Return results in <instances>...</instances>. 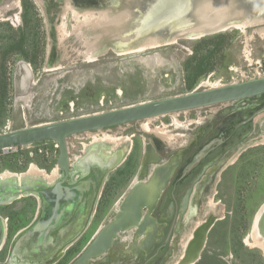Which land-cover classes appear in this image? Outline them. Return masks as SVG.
I'll return each instance as SVG.
<instances>
[{
    "label": "rangeland",
    "instance_id": "1",
    "mask_svg": "<svg viewBox=\"0 0 264 264\" xmlns=\"http://www.w3.org/2000/svg\"><path fill=\"white\" fill-rule=\"evenodd\" d=\"M27 1V11L25 1L22 6L5 2L0 10V59L25 39L24 52L18 50L7 55L9 90L6 94L0 91V133L190 92L185 65L193 56L196 43L203 38L192 40L182 37L176 42L133 53H119L112 47L106 50L107 53L89 60L88 42H93V37L85 32L82 35L76 27L88 11L96 13L95 16L105 11L111 15L119 14L120 10L123 11L121 0ZM77 12L81 13L78 15ZM263 28L264 24L249 25L215 34L226 35L224 47L215 53L212 71L199 78L193 91L264 76V36L259 33ZM2 95L4 99H1ZM221 108L223 105H216L155 118L150 123L141 121L70 137L68 145L72 161H76L81 151L90 149L89 145L95 141L118 136L127 128L139 130L143 125H150L152 129L163 128L168 133L175 130L184 134L191 127L190 122L202 123L211 111ZM55 144L48 141L19 148L18 152L1 154L0 175L5 172L23 175L32 165L52 175L60 155ZM118 146L111 144L114 149ZM260 159L258 161L263 165L255 170L259 179L230 181L218 187L220 194L215 203L226 207L229 212H238L231 214V218L215 232V236L220 234L221 228L226 232L225 247L217 244L216 240L209 245V250H221L219 253L223 259H218L221 261L219 264H264V250L254 244L252 236L256 216L264 205V159ZM133 175L132 171L113 202L128 190ZM24 201L16 202L15 206L24 205ZM212 201L213 198L209 200ZM2 210L5 211L4 208ZM108 214L105 211L99 218L98 228L109 217ZM219 216L223 217L224 212L221 211ZM234 243L238 245V253L237 256L233 253V257Z\"/></svg>",
    "mask_w": 264,
    "mask_h": 264
},
{
    "label": "flooded vegetation",
    "instance_id": "2",
    "mask_svg": "<svg viewBox=\"0 0 264 264\" xmlns=\"http://www.w3.org/2000/svg\"><path fill=\"white\" fill-rule=\"evenodd\" d=\"M15 1L0 0V10L5 2L16 5ZM18 1L22 6L26 0ZM222 105L223 108L211 111L204 117V122H190L191 127L184 134L169 131L172 140L146 130L143 125L139 130L131 127L115 136L123 140L119 144L121 146L116 144L118 148L114 149L109 145L112 143L108 142L95 141L89 145L92 157L104 164L117 162L116 168L103 171L95 165L85 174L71 173L67 177L59 170L60 179H65L63 186L89 182V190L77 205L68 207V221L50 234L48 246L41 254L45 256V261L26 259L22 264H74L95 239L101 228L97 226L102 214L105 211L109 213L103 224L112 220L131 189L138 184L147 189L155 185L157 190L156 200L150 197L149 204L143 209L146 214L149 205L156 201L152 215L157 223L151 228L152 238L138 236L137 232L120 236L111 254L92 260L90 264H179L185 258L197 230L211 218L215 219V223L207 234L196 264H219L221 261L218 259H223L219 253L221 250H209V245L216 240L217 244L225 247L226 232L222 228L219 235L215 236V232L231 218V214L238 212H229L226 207L215 203L220 194L218 187L230 181L259 179L255 170L263 165L258 159H264V150L258 151L264 148V141H261L264 138V112H259L264 107V95ZM81 153L76 161H72L70 153L72 165L87 155V149ZM144 161L147 162V172L141 175ZM113 171L117 173L111 174ZM132 171L134 175L128 190L121 194L117 202H113ZM211 198L213 201L209 202ZM23 199L24 205L15 206ZM43 211L44 197L36 192L10 205L0 206V217L6 227L5 242L0 249V264H8L10 260L11 264H21L20 260L15 263L12 251L23 234L39 221ZM221 211L224 212L223 217L219 216ZM145 239L151 241L152 245L150 243L143 247ZM239 241L241 244V239ZM133 245L135 250H130ZM237 247V243H234L231 250L233 257L234 254L237 256Z\"/></svg>",
    "mask_w": 264,
    "mask_h": 264
},
{
    "label": "water",
    "instance_id": "3",
    "mask_svg": "<svg viewBox=\"0 0 264 264\" xmlns=\"http://www.w3.org/2000/svg\"><path fill=\"white\" fill-rule=\"evenodd\" d=\"M59 2L63 0H58ZM116 1V0H115ZM207 0H121L122 12L131 13L123 31L103 41L100 51L96 55L105 53L108 48H118L121 41L123 47L134 46L139 41L148 40L151 37L163 39L161 45L169 44L173 38L182 37L188 39H201L215 35L223 30L209 31L207 33L190 36L180 32H189L201 25L199 22L200 5ZM241 11L239 18L232 22H241L245 18H256L264 24V0H235ZM151 8V10H150ZM231 21H229L230 23ZM188 25V26H187ZM134 31L139 35L136 37ZM166 31V33L164 32ZM227 31V30H225ZM176 39V40H177ZM165 41V42H164ZM264 95V76H257L249 80L233 82L231 84L198 89L184 95L166 99L147 101L107 112L83 115L62 121L35 125L19 130L0 133V151L9 148H25L43 142H54L60 152L57 160L58 169L68 175L75 173L85 174L90 167L98 165L103 171L116 168L117 162L104 164L101 160L92 157L87 152L85 157L71 164L68 139L73 136L103 131L114 127H120L175 115L197 109L238 102ZM264 112V107L259 111ZM203 154V153H202ZM201 154V155H202ZM73 166V170L71 171ZM147 172V162L144 161L140 174ZM65 179H58L54 184L45 179H31L28 176L3 179L0 175V206H7L15 201L27 197L32 193L41 194L44 197V211L39 221L17 242L13 252V259L45 261L41 254L48 246L50 234L62 223L70 218L68 207L77 205L83 194L89 190V182L78 183L73 186H63ZM50 189L49 191H44ZM40 191V192H38ZM155 185L147 189L142 184L133 187L123 202L121 208L115 213L114 218L103 224L95 239L84 249L81 257L74 264H90L92 260L111 254V249L117 246L118 237L137 232L138 236L147 235L152 238L151 228L157 221L153 217V206L149 205V211L144 214L143 209L150 202V197L156 200ZM159 193V192H158ZM264 206V205H263ZM215 223V219H209L197 230L194 240L189 245L185 258L179 264H196L201 251L205 246L207 234ZM261 238L264 240V215L259 227ZM6 235L5 221L0 217V249L4 245ZM152 242H143V247ZM133 245L131 249H134ZM125 257V256H124ZM11 260L8 264H11Z\"/></svg>",
    "mask_w": 264,
    "mask_h": 264
},
{
    "label": "bare ground",
    "instance_id": "4",
    "mask_svg": "<svg viewBox=\"0 0 264 264\" xmlns=\"http://www.w3.org/2000/svg\"><path fill=\"white\" fill-rule=\"evenodd\" d=\"M39 2L41 3L42 1L39 0ZM15 4H19V1L16 0ZM120 11H119V14H115V15H111V13L107 11L99 12L98 16H95L96 13L91 12V11L84 13L85 18L83 21L79 22L78 26L76 27V30L79 31V33H83L82 35H85L84 34L85 32L87 34L89 33L88 35L93 37V42L91 43L88 42L89 43L88 45L89 46L88 47L89 48V51H88L89 60H93L95 59V57L98 56L96 55V52L100 51L101 49L100 47L102 46L104 40H107L113 35L119 33L120 31H123V28L125 27L127 20L131 17V13L129 12L126 14L125 12H120ZM200 12L201 13L198 16H199V22L201 23V25L197 26L196 29L191 30L189 32H185V31L180 32L182 35H185L187 37L190 35L194 36L195 34L196 35L202 34L203 32L207 33L209 31H219V30L225 31L233 27H236V28L244 27L245 28L249 25H258L260 22H262V20L260 19H256V18L254 19L250 17L245 18V20H242L241 22L240 21L236 23L232 22L234 19L239 18L240 15L242 14L240 9L237 7V2L235 0H207L204 4L200 5ZM77 13L79 15L81 12H77ZM229 21L231 22L229 23ZM259 33H261L264 36V28L262 30H259ZM134 34L136 35V37L139 36L137 34V31H134ZM176 39L177 38H173L170 42L171 43L176 42ZM119 42L121 44L118 45V48H116L115 50H117L119 53H133V52H142L149 48L151 49L154 47H158L161 44V42H163V39L159 37H151L148 40L139 41L137 45L128 46L127 48L122 46L124 45V43H122L121 41H118V43ZM105 52L107 53V51ZM152 121L153 119L146 120V122H149V123ZM144 127L146 130L152 133L155 132L157 134L162 135V137L166 138L167 140H172L171 134L168 133L163 128L152 129L150 125H146ZM99 141H103L100 143L108 142V143H115L119 145L123 140L122 138L109 136V137H105L104 139H100ZM89 148L90 149H88L87 152H91V147ZM110 163H112V161ZM25 175L30 177L31 179H45L50 184H54L61 177V173L58 167L55 168L52 175H50L47 172L40 170L36 165H32V167L26 174L16 175L10 172H5L1 174V177L3 179H9L12 177H18L19 179H21V177ZM263 215H264V206H262L261 210L258 212L256 216L252 236H253L254 244L257 247H260L261 249L264 250V240L263 238H261L260 231H259V227L261 226ZM246 243L249 244V239L246 240Z\"/></svg>",
    "mask_w": 264,
    "mask_h": 264
},
{
    "label": "trees",
    "instance_id": "5",
    "mask_svg": "<svg viewBox=\"0 0 264 264\" xmlns=\"http://www.w3.org/2000/svg\"><path fill=\"white\" fill-rule=\"evenodd\" d=\"M28 1H25V8L26 11L28 10L27 6ZM226 35L220 34L215 35L209 38H203L196 43L194 47L193 56L187 61L185 65L186 71V79H187V89L188 91L192 92L196 82L199 80L200 77L207 75L209 72L212 71V59L216 52L220 51L224 47ZM25 40V39H24ZM24 40L21 41L19 44L13 46L9 52L2 55V59H0V91L1 93L8 92V79L6 78V63H7V55L10 52H17L18 50L21 52L23 51V43ZM1 99H4V96H1Z\"/></svg>",
    "mask_w": 264,
    "mask_h": 264
},
{
    "label": "built area",
    "instance_id": "6",
    "mask_svg": "<svg viewBox=\"0 0 264 264\" xmlns=\"http://www.w3.org/2000/svg\"><path fill=\"white\" fill-rule=\"evenodd\" d=\"M103 106V103H102ZM55 148L58 149V145L55 144ZM19 148H9V149H4L0 151V155H4V154H10V153H14V152H18ZM40 152H43L42 150H40Z\"/></svg>",
    "mask_w": 264,
    "mask_h": 264
}]
</instances>
